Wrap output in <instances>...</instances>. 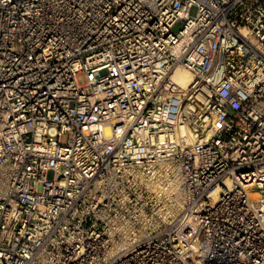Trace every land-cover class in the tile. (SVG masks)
<instances>
[{
    "label": "built area",
    "instance_id": "built-area-1",
    "mask_svg": "<svg viewBox=\"0 0 264 264\" xmlns=\"http://www.w3.org/2000/svg\"><path fill=\"white\" fill-rule=\"evenodd\" d=\"M0 264H264V0H0Z\"/></svg>",
    "mask_w": 264,
    "mask_h": 264
},
{
    "label": "bare ground",
    "instance_id": "bare-ground-1",
    "mask_svg": "<svg viewBox=\"0 0 264 264\" xmlns=\"http://www.w3.org/2000/svg\"><path fill=\"white\" fill-rule=\"evenodd\" d=\"M192 79V74L181 68L177 69L173 74V80L183 88H185L192 81Z\"/></svg>",
    "mask_w": 264,
    "mask_h": 264
},
{
    "label": "rangeland",
    "instance_id": "rangeland-1",
    "mask_svg": "<svg viewBox=\"0 0 264 264\" xmlns=\"http://www.w3.org/2000/svg\"><path fill=\"white\" fill-rule=\"evenodd\" d=\"M197 12V8L196 7H191L190 10H189V14L194 16ZM180 28V25L179 24H176L174 27H173V31H178Z\"/></svg>",
    "mask_w": 264,
    "mask_h": 264
}]
</instances>
